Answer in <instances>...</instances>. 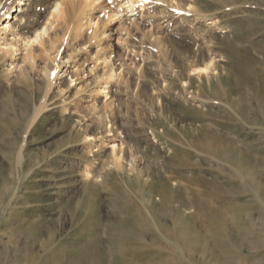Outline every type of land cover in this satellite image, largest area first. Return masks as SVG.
I'll return each instance as SVG.
<instances>
[{"label": "rangeland", "instance_id": "obj_1", "mask_svg": "<svg viewBox=\"0 0 264 264\" xmlns=\"http://www.w3.org/2000/svg\"><path fill=\"white\" fill-rule=\"evenodd\" d=\"M193 1L179 17L149 0L113 25L85 7L107 34L67 41L37 118L54 63L36 49L27 65L21 42L0 52V264H264V0Z\"/></svg>", "mask_w": 264, "mask_h": 264}, {"label": "bare ground", "instance_id": "obj_2", "mask_svg": "<svg viewBox=\"0 0 264 264\" xmlns=\"http://www.w3.org/2000/svg\"><path fill=\"white\" fill-rule=\"evenodd\" d=\"M27 1H29V2L27 3ZM27 1H25V0H0V52L4 53L6 55L10 54L13 57L15 55L16 51L17 52L21 51V49L17 48V44L19 42H21L23 48L26 50V53H25L23 59H24V62L27 63V65L32 66V67L34 66L35 61H36V55H35L36 54L35 53L36 49H39L40 51H42V53H45L51 59V63H54L53 67L46 65L42 69V72H41L42 73V81H43L44 85L46 84V88L47 89H46V93H45V99H44V101L42 103V107L41 108L39 107V111L37 110L38 113L36 114L35 118H37V116H39L38 114H40L41 111H43L44 109L48 108V106L46 105L47 102H48V98H49L51 92L53 91V89L55 88L56 80L58 79L60 74L62 73L63 76L65 74H67L68 68H66V67L69 64V60L61 62V58H60V56L62 55V49H65V45H67V41L69 42V46H71L70 39L72 41H78V39L82 36L84 31L88 30L87 29L88 27L90 28L89 30H91V33H90L91 39L87 42V44H84V45L88 46V44H89L90 46H93V45L96 46V43L97 42H101L105 38L104 36L107 34L105 30H98L99 20H97L95 18L94 20H97V21H94L93 17L91 16V13L89 14L90 16L86 20V17H84L83 14H82L84 12V10H85V7H87V9H88V8H90L92 6L93 10H96L97 7H99L98 8L99 11H102L103 13H105V15H106V13L108 14L107 17H109L110 23L113 25L121 17V13L122 12L126 11L128 14L130 13L131 15L128 16V18H131L132 16H138V13H137L138 7H143L144 6L143 5L144 2H146V1L149 2V0H126V2L122 3L124 0L122 2H121V0H109L111 8L116 6V4H118V5L121 4V3L122 4L120 5L119 9H111L110 8L109 12H105L106 7L102 5L104 2H106L104 0H61V1L56 3L55 7L53 8L52 11H50L49 15L44 16L43 12L45 11V8L48 7V5L50 4V2L48 0H27ZM153 1L154 0H152V2ZM155 1H156V3H158V1H159L160 3L167 4L168 7H169L168 10H171V8L173 7L172 11H173L174 14L172 13V11H170V12H171V14H173L175 16H176V14L178 16L179 15L183 16L184 13L186 15H187V13H188V15H190V13L193 14V11L199 10V9L196 8L197 6L195 7V5H193L195 3L193 0H191V2L193 4H191V2L189 0L190 3L188 2V4H190V5H189V8H188L189 10H186L187 12H184L185 11L184 8L186 6H188V4L184 7V4L182 3V0L181 1H178V0H155ZM224 2H226V4H227L226 7H229L228 5H230V4H228V2L230 3L231 0H228V1L225 0ZM233 3H236V2L232 1L231 5H233ZM83 5H85V6L83 7ZM29 12L32 13L33 18L29 22V24L27 23V25H24L23 21L25 19V13L28 14ZM170 12H169V14L167 13L169 16H170ZM214 12H216V11H214ZM194 13H196V12H194ZM199 13H201V12H199ZM19 14H21V16ZM164 14H162L161 16H163ZM203 14H205V13H203ZM165 16L166 15H164V17L162 19L165 20V22H168V24H169L170 23L169 21H171L172 17L169 18L168 16H166V17H168V18H166ZM14 19H15V22L12 23V20H14ZM215 23H216L215 21H211L210 24L213 25ZM132 25H134V22L132 23ZM123 26H125V24H123L121 26V28H125ZM213 26H216V25H213ZM60 28L63 29V31H62L63 35L61 37V45L58 48L56 46L55 42H56V38L59 37L57 32H58V30ZM7 29L9 31H7ZM125 29L129 30L128 28H125ZM208 29H209V27H208ZM151 36H153V34H151ZM119 40H121V39L119 38ZM157 41H160L161 43L163 42L162 40H157ZM161 43H159V44H161ZM162 44H165V43L163 42ZM81 48H82V50L83 49L87 50L84 47H81ZM81 48H80V50H81ZM97 48H99V46ZM163 49L167 50V48H163ZM166 50H164V52ZM85 52H87V51H85ZM100 53H101V50H97V52L95 53V57H96V61L97 62H98V56L100 55ZM54 54H56V55H54ZM0 58H1V56H0ZM92 59H94V57ZM109 60H110V57L104 61L105 65H107ZM209 66L210 65H208L206 67H201V68L198 67L196 69V71L199 72L198 74H205L206 73V75H207ZM72 69H74V71L71 74V78H70V83L71 84L74 81L73 79L78 77V75H80L79 74V69L80 68L76 67V64H75L74 67H72ZM111 72L112 73L115 72V69H114L113 66H111ZM29 81L30 80H29V76H28L25 79V83H27ZM70 87H72V86H70ZM104 89L105 88H103V90ZM103 90H102V92H103ZM62 111H63V113L64 112L67 113V111H68L67 107H63ZM76 113H73L72 115L76 116L78 114V113L77 114ZM103 119L105 120V118H103L102 115H97L94 118L95 124H93V125L94 126L96 125L97 127L103 126ZM86 131H88V130L86 129ZM107 132L111 134L112 130H107ZM98 138H100V137H98ZM84 139L85 140H83V141H85L88 145L91 146V145L94 144L93 142L97 139V135L96 136L86 135V137ZM95 142H97V140ZM111 144H112L111 148H112V151H113V155H114L115 160H116L115 161L116 165H121V162H120L121 161V156H119V154L123 153V150L120 148L119 149L120 153H119L116 150V148H115L116 144L114 142H111ZM241 168L243 170V166ZM244 173H246V172H244ZM247 175L250 177V174H247ZM87 177H88V175H87ZM240 177H241V173H240ZM241 178L243 179V176ZM201 183H202V181H201ZM165 200H167L166 197H165ZM172 206H174V205H172ZM175 229H177V228L175 227ZM121 232H122V230H121ZM175 238L178 239L179 243L181 241L182 245H184V247H185V245H187L189 243L187 238L182 237V236L180 237L179 235L177 236L176 233H175Z\"/></svg>", "mask_w": 264, "mask_h": 264}]
</instances>
